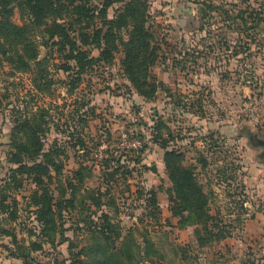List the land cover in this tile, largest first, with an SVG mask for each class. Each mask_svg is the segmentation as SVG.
<instances>
[{
	"label": "rangeland",
	"instance_id": "1",
	"mask_svg": "<svg viewBox=\"0 0 264 264\" xmlns=\"http://www.w3.org/2000/svg\"><path fill=\"white\" fill-rule=\"evenodd\" d=\"M22 2L0 0V264H264V231L247 226L264 210V0H45L84 70ZM48 153L57 167L29 169Z\"/></svg>",
	"mask_w": 264,
	"mask_h": 264
},
{
	"label": "trees",
	"instance_id": "2",
	"mask_svg": "<svg viewBox=\"0 0 264 264\" xmlns=\"http://www.w3.org/2000/svg\"><path fill=\"white\" fill-rule=\"evenodd\" d=\"M3 2V1H1ZM23 5H26L27 8L29 9V12H31V14L33 15V18H34V21L37 22L39 24V30L40 32L42 33V38L44 40H46V38H48L49 40L50 39H55V38H60V42L58 43H55V44H59L61 45V48L59 49V51L64 55L65 54V57L67 59H70V60H75L77 62V64H79V66L81 67L82 70H84L85 66H86V61L84 60L85 57L87 56V52L86 51H82L80 46L77 44V42L74 40V37H72L71 33H69V29H65V27L57 22V21H52V22H49L47 21L45 23V17L43 16V11L44 9L47 7V5L45 4V0H23L22 2ZM51 4V3H50ZM0 6L1 8L7 12V15H11V10L9 9L8 5L6 3H0ZM134 10L133 7H126L125 9V12L117 15V17L113 20H110L107 22L108 24V29L104 32V36L100 39V36L101 34L103 33V30H99L97 29L95 31V37L97 39H95V43H97V45L99 47H102L103 45L106 46L108 45V42H103L105 39H108V38H114L116 37L115 34L113 33V30L115 28V26H119L122 24L124 18L126 16H128L132 11ZM105 11H101V13H103ZM1 15V14H0ZM87 16V14H85ZM3 22V21H1ZM0 22V23H1ZM34 22V23H35ZM5 27L8 29V32H22V33H26L23 28L15 25L14 23H12L10 21V23L7 21V23H4ZM29 33V32H28ZM131 35L132 36H138V38L140 39H145L148 37V33L142 28V27H139L138 29H135V30H132L131 31ZM13 34V33H11ZM88 34H83V37L85 39V37H87ZM8 37H10L9 34H7ZM83 39V44L86 45L88 44V41L84 40ZM105 44H103V43ZM102 55H109V56H112V52L109 51L108 48H105L102 52ZM38 56V51H37V46L34 45L33 47V44H32V49H31V55H30V58L29 60H34L36 59ZM19 62H21L22 64L24 65H28L29 64V61L27 62V60L20 55L19 57ZM149 59L146 60V62L144 63V67H145V73L147 74L148 73V67H149ZM37 145H39V147H42L43 144L41 143L40 140L37 141ZM17 148L20 147L19 145L16 146ZM176 157V154L174 152H169L167 154V158H166V163L168 165V169L172 170V164H171V161H173ZM204 162L206 163V160H204ZM49 165H53L55 167H57V163L55 161V159L52 158V154H45V157H44V160L41 161V162H35L34 165H31V166H28L29 169H31L32 171H35V170H39L40 173H45V171L47 170L48 166ZM23 166V165H21ZM189 175H191V173H189ZM171 178L173 179L172 181L175 183V190L177 192V197L180 199V203H181V206H182V211H189L191 212V208L189 207V205H187L186 201H185V198H184V187H183V182L184 181H181L179 179H177L175 177V174L173 172V174H171ZM37 185L39 184V182L37 181L36 183ZM197 188L199 189V195L200 197L202 198L205 206H206V212L207 210H209V207H208V200L206 199L205 195H203V191H202V187L201 185H197ZM155 198V197H154ZM155 201L154 204L158 207V203L156 201V199H154ZM203 202H202V205H203ZM234 202V201H233ZM238 205V203H237ZM172 212H173V215H177V213L175 212V210L171 209ZM240 210H243V212H238V217H237V220H241V217L243 215H247L248 214V209L246 207H244L243 204L240 205ZM47 211L43 208L41 211H40V215H39V221H42L46 224V222L44 221V218L46 217L47 215ZM192 214V212H191ZM208 217V219L210 220H214L216 221L217 220V217L215 216H212V215H206ZM48 224V223H47ZM216 226L219 228V225H215L213 227L216 228ZM221 232V231H220ZM210 235H213L214 237L220 239V238H223V239H226V238H231L232 235L229 234V235H223V234H220V233H213L212 231H210ZM21 256L26 258L28 256V254H26L24 251H22L21 253Z\"/></svg>",
	"mask_w": 264,
	"mask_h": 264
},
{
	"label": "crops",
	"instance_id": "3",
	"mask_svg": "<svg viewBox=\"0 0 264 264\" xmlns=\"http://www.w3.org/2000/svg\"><path fill=\"white\" fill-rule=\"evenodd\" d=\"M252 175H253V173H252ZM252 175L245 179V188H246V193H247L248 197H251L252 193L255 194V192H257V191L261 192V190H260L261 184L258 183L259 179L257 178V184H254L253 182H255L254 181L255 176H252ZM254 206H259V208H260L261 205L256 204ZM259 208H257L258 210H255L254 215H251V217L248 220L247 226L248 227L253 226V225L257 226L259 229V232H263L264 231V210H262L261 208L259 209Z\"/></svg>",
	"mask_w": 264,
	"mask_h": 264
}]
</instances>
